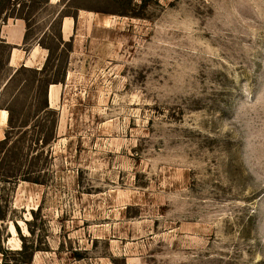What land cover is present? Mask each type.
I'll return each instance as SVG.
<instances>
[{
	"label": "rangeland",
	"instance_id": "1",
	"mask_svg": "<svg viewBox=\"0 0 264 264\" xmlns=\"http://www.w3.org/2000/svg\"><path fill=\"white\" fill-rule=\"evenodd\" d=\"M51 3L0 0V264H264V0Z\"/></svg>",
	"mask_w": 264,
	"mask_h": 264
},
{
	"label": "bare ground",
	"instance_id": "2",
	"mask_svg": "<svg viewBox=\"0 0 264 264\" xmlns=\"http://www.w3.org/2000/svg\"><path fill=\"white\" fill-rule=\"evenodd\" d=\"M55 1H58V0H55ZM22 61L24 63V54H23V52H20L19 50H16V54L13 57L12 64L13 65H17V64H19V62H22ZM57 88L58 87L55 86V85L51 86V94L50 95H51V104L52 105H55L56 102H57V99H58V90H57ZM7 121H8L7 112L0 110V127H3L4 125H6ZM0 135H1V130H0Z\"/></svg>",
	"mask_w": 264,
	"mask_h": 264
},
{
	"label": "crops",
	"instance_id": "3",
	"mask_svg": "<svg viewBox=\"0 0 264 264\" xmlns=\"http://www.w3.org/2000/svg\"><path fill=\"white\" fill-rule=\"evenodd\" d=\"M50 4H52V3H51V0H50ZM70 19H71V18H70ZM66 22H67V19H65V21H64V25H63V30H64V32L66 31V29H65V24H66ZM71 24H72V25H71V29H72V26H73V24H74V21H72ZM10 34L13 35V31L10 32ZM4 39L6 40L5 37H4ZM23 39H24V37L21 38V39L19 40V42H21V43H11V44H12V45L14 44L15 46H16V45L19 46V45L22 44ZM9 40H10V39H9ZM7 42H8V41H7ZM9 44H10V43H9ZM21 46H22V45H21ZM41 49H42V48H41ZM31 51H32V50H31ZM38 51H39L38 48H36L35 51H34V53H33V57H32V59H29L30 61H28L29 64H30L31 62H34V61H35V59H36V57H37V55H38ZM13 52H14V51H13ZM13 52H12V53H13ZM15 54H16V51L13 53V56H12V54H11V56H12L11 59H12V60H13V57H14ZM25 54L28 56L30 53L28 54V53L25 52ZM41 57H42V59H43V62H42L41 65H43V63L45 62V57H46V55H45L43 49H42V51H41ZM26 61H27V57L24 56V62H26ZM20 63H23V61H22V62H19V64H20ZM10 64H12V63H11V60H10ZM36 66H39V65H36ZM12 67H13V66H12ZM49 104H50V102H49Z\"/></svg>",
	"mask_w": 264,
	"mask_h": 264
},
{
	"label": "trees",
	"instance_id": "4",
	"mask_svg": "<svg viewBox=\"0 0 264 264\" xmlns=\"http://www.w3.org/2000/svg\"><path fill=\"white\" fill-rule=\"evenodd\" d=\"M52 85V84H51ZM47 108H49V103H48V106H47ZM26 250L25 249H22L21 251H18L19 252V254L20 253H24ZM31 260L30 261H28L26 264H31Z\"/></svg>",
	"mask_w": 264,
	"mask_h": 264
}]
</instances>
